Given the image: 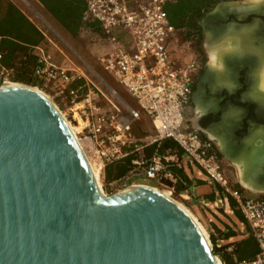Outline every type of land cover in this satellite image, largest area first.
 <instances>
[{
    "label": "water",
    "instance_id": "obj_1",
    "mask_svg": "<svg viewBox=\"0 0 264 264\" xmlns=\"http://www.w3.org/2000/svg\"><path fill=\"white\" fill-rule=\"evenodd\" d=\"M263 6L223 1L201 24ZM253 21L225 34L244 45L262 29ZM214 256L192 221L150 191L99 194L53 108L26 87L0 86V264H215Z\"/></svg>",
    "mask_w": 264,
    "mask_h": 264
},
{
    "label": "built area",
    "instance_id": "obj_2",
    "mask_svg": "<svg viewBox=\"0 0 264 264\" xmlns=\"http://www.w3.org/2000/svg\"><path fill=\"white\" fill-rule=\"evenodd\" d=\"M178 1L85 0L83 25L88 27L95 22L101 30L102 52L97 63L131 97L136 107L125 103L113 87H110L113 102L105 105L82 68L67 61L56 62L41 45L32 47L36 56L33 75L45 82L44 92L47 93V87L54 91V95L47 94L72 126L78 147L98 169L101 181L107 165L131 158V168L110 181V189L104 195L139 184L137 180L141 178L173 185L176 177L171 168L181 167V151L220 187V196L214 205L233 212L229 199L233 200L256 240L258 250L249 259L238 258L234 247L228 245L225 251L231 254L230 264H264V196H247L237 188L225 173L212 141L190 126L187 107L193 78L190 65L178 61L180 33L170 23L166 10L167 5ZM115 28L125 30L130 38L128 47L117 40ZM88 34L94 36L92 29H88ZM1 59L0 52V86L12 81L11 72ZM60 102L65 108H61ZM115 103L121 109L127 107L131 117L118 114ZM142 115L149 119L152 133L138 137L132 122ZM167 139L175 147L160 153L158 148ZM153 146L152 154L147 156L146 148ZM168 190L173 195L174 187ZM215 256L225 264L218 254Z\"/></svg>",
    "mask_w": 264,
    "mask_h": 264
},
{
    "label": "crops",
    "instance_id": "obj_3",
    "mask_svg": "<svg viewBox=\"0 0 264 264\" xmlns=\"http://www.w3.org/2000/svg\"><path fill=\"white\" fill-rule=\"evenodd\" d=\"M10 4L16 5L28 21L36 27L38 31L36 34L29 32L27 23H23L21 29L12 24L8 16ZM84 10L85 0H0V46L4 38L17 39L18 44L22 46L41 45L46 47L58 63L67 61L80 68L84 65L94 71L93 65L97 63V57L102 52L101 30L95 22L88 27L83 25ZM88 29H92L94 36L88 34ZM113 33L124 46L130 45V38L124 29L115 28ZM64 43L69 46V50L61 45ZM104 82L107 84L106 81ZM92 85L95 89L102 90L100 97L102 103L109 105L113 102L110 91L102 83L97 85L92 83ZM46 91L51 95L54 93L50 87H47ZM60 103L61 108H65L63 102ZM216 142L219 156L222 157L226 174L231 182L247 196H264L262 185L264 162L258 161L261 158L260 152L264 150V139L261 133L255 130L247 137L244 146H238L237 149L230 148L225 141L222 143L217 139ZM152 152L153 147L145 150L147 156H150ZM179 154L181 167L171 168L176 182L184 187L178 195L183 202L199 211L198 213L206 219L209 232L214 237L216 246L219 247L217 254L220 257L226 256L230 264L231 254L225 251L228 245L236 249L241 241L249 237L255 243L256 240L244 219L240 220L234 212L214 205L220 196V187L211 182L181 151ZM254 255L245 256L242 259H249Z\"/></svg>",
    "mask_w": 264,
    "mask_h": 264
},
{
    "label": "flooded vegetation",
    "instance_id": "obj_4",
    "mask_svg": "<svg viewBox=\"0 0 264 264\" xmlns=\"http://www.w3.org/2000/svg\"><path fill=\"white\" fill-rule=\"evenodd\" d=\"M223 1L235 0H219L214 7ZM263 1L258 7L264 5ZM261 11L251 14L234 8L221 11L209 25L204 26L200 20L195 30L178 28L179 62L190 65L193 78L187 107L189 122L203 136L211 137L217 152V139L237 149L244 146L252 129L264 139V85L260 83L264 77V6ZM253 19L261 22L262 29L244 45L233 31L225 34L226 25H252Z\"/></svg>",
    "mask_w": 264,
    "mask_h": 264
},
{
    "label": "trees",
    "instance_id": "obj_5",
    "mask_svg": "<svg viewBox=\"0 0 264 264\" xmlns=\"http://www.w3.org/2000/svg\"><path fill=\"white\" fill-rule=\"evenodd\" d=\"M219 0H179L175 4H169L166 7L169 21L177 28L187 27L190 30H195L199 27L198 22L205 16V14L216 5ZM176 8V11L172 12L171 9ZM12 20V24L21 29L23 23H27L29 26V32L36 34L38 31L34 25H32L22 11L14 4H10V13L8 14ZM16 40V41H15ZM19 42V41H18ZM17 39L4 38L0 46V52L2 55L1 62L3 66L10 70V78L12 81L21 82L31 86H36L42 91L45 90V82L33 75V68L36 64V56L32 52V46L19 45ZM6 49V50H5ZM175 144L171 140H164L161 142L158 151L164 153L172 149ZM154 150V146H153ZM131 168V158H125L115 163L106 166L105 169V181H112L123 174H125ZM155 184L162 188L174 187L173 194H178L184 187L175 182L171 185L168 182L161 185L159 182ZM240 189V188H239ZM241 190V189H240ZM229 205L233 208L235 216L243 220V217L239 211L235 208L233 200L229 199ZM210 241L213 246V254L218 253L219 247L216 246L214 237L209 233ZM257 251V245L251 237L241 241L238 248L234 249V253L238 258L245 256H252ZM225 264H229L226 256H221Z\"/></svg>",
    "mask_w": 264,
    "mask_h": 264
},
{
    "label": "rangeland",
    "instance_id": "obj_6",
    "mask_svg": "<svg viewBox=\"0 0 264 264\" xmlns=\"http://www.w3.org/2000/svg\"><path fill=\"white\" fill-rule=\"evenodd\" d=\"M236 1H250V0H236ZM256 1V0H255ZM258 1V0H257ZM168 6V5H167ZM26 7V6H25ZM172 12L176 11V8H173L171 9ZM79 42V41H78ZM82 42V41H81ZM65 49L69 50L68 47L65 43L64 44H61ZM179 61V60H178ZM83 70H84V73L86 74V76L90 79V81L92 83H95V85H97L98 83H102L105 88H107L109 91H110V87H113L114 89L117 90V92L119 93V96L122 98V100L127 103L129 106L131 107H136V103L131 99V97L120 87L116 84V82L113 80V78L111 77L110 74H108L107 72H105L102 67L98 64V63H95L93 66H94V71L92 69H88L87 67H85L84 65H81ZM102 79L104 81L107 82L104 83L102 81ZM12 82H15V81H12ZM21 83V82H20ZM264 85V83H263ZM36 87V86H35ZM38 88V87H37ZM92 88H95L94 86ZM104 88V87H103ZM39 89V88H38ZM40 91H42L41 89H39ZM98 90V92L100 91V97H101V94H102V90L100 88L96 89ZM44 92V91H42ZM111 92V91H110ZM45 94H47L46 92H44ZM112 93V92H111ZM48 95V94H47ZM51 99V98H50ZM122 104H124L122 101H120ZM116 104V103H115ZM111 105V104H110ZM117 105V104H116ZM113 106H115L113 104ZM116 107V106H115ZM126 108V109H125ZM124 109H121L118 105H117V112L118 114H123L124 116H126L127 118H130V111L127 107H125ZM67 120V119H66ZM132 129L134 131V133L136 134V136L138 137H141V136H144V135H147V134H150L152 133V129H151V125H150V122H149V119L145 116H141L140 119L138 120H135L132 122ZM99 183H100V186L104 191H108L110 189V184L108 181H105V179L103 181H101L100 179V175H99ZM137 183H141L142 185H145L147 187H151V188H155V189H158V190H168L166 188H162V187H159L155 184V180H152V179H146V178H141L139 180H137ZM155 186V187H153ZM245 193V192H244ZM109 195V193H108ZM171 195V194H170ZM172 198H174L177 202H179L181 205H183L193 216L194 218L197 220V222H199V224L201 225V227L205 230L206 234H207V237L210 241V237H209V227H208V224H207V221L205 218H203L198 212L196 209H193V207H190V205L188 203H185L182 201V198L178 195V194H173L171 195ZM210 243L212 244V242L210 241ZM213 250V246H211V251ZM213 253V252H212ZM217 255V254H216Z\"/></svg>",
    "mask_w": 264,
    "mask_h": 264
},
{
    "label": "bare ground",
    "instance_id": "obj_7",
    "mask_svg": "<svg viewBox=\"0 0 264 264\" xmlns=\"http://www.w3.org/2000/svg\"><path fill=\"white\" fill-rule=\"evenodd\" d=\"M254 3L256 5H260L261 3V0H254ZM262 4V3H261ZM223 39V38H222ZM232 40V39H231ZM220 42V41H219ZM216 57V53L215 51L211 52V58H215ZM263 60V59H262ZM226 79V78H225ZM260 80V79H259ZM261 85H263L264 83V77L261 79ZM3 86L5 87H9V86H21V87H26L30 90H33L36 94H38L39 96L42 97V99H44V101H46V103L48 105H50L53 110L58 114V116L60 117V119L62 120V122L64 123L65 127L67 128V130L69 131V133L73 136V129H72V126L68 123V121L62 116V114H60V112L56 109V106L52 100V98L45 94L44 92L40 91L37 87L35 86H31V85H28V84H24V83H20V82H12V81H9L5 84H3ZM51 98V99H50ZM85 158V157H84ZM86 162H87V165H88V169H89V172H90V175H91V178H92V181L94 183V186H95V189L97 190V192L99 194H102L104 195V192L100 186V183H99V171L98 169L95 167V165L88 159V158H85ZM241 171V170H240ZM135 187H140V188H143V189H146L148 191H150L151 193L157 195L158 197L162 198L163 200H165L166 202L172 204L173 206H175L176 208H178L182 213H184L191 221L192 223L195 225V227L197 228V230L199 231V233L201 234V236L203 237L204 241H206L208 247H211L210 246V241L207 237V234L205 232V230L201 227V225L199 224V222H197V220L194 218V216L183 206L181 205L179 202H177L174 198H172V196L170 195L171 193L169 192V190H158V189H155V188H151V187H147L145 185H142L141 183L140 184H130L128 186H126L125 188H123L122 190H120V193L128 190V189H131V188H135ZM214 262L215 264H221V261L218 257L214 256Z\"/></svg>",
    "mask_w": 264,
    "mask_h": 264
}]
</instances>
